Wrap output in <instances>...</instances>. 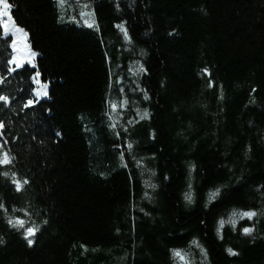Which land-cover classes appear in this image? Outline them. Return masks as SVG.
<instances>
[{
  "label": "trees",
  "instance_id": "16d2710c",
  "mask_svg": "<svg viewBox=\"0 0 264 264\" xmlns=\"http://www.w3.org/2000/svg\"><path fill=\"white\" fill-rule=\"evenodd\" d=\"M9 3L48 95L21 110L31 68L0 86L17 98L0 111L15 157L0 166V264H181L173 249L192 264H264V0H90L98 28L58 20L53 0ZM229 210L257 215L220 229ZM8 216L41 225L34 244Z\"/></svg>",
  "mask_w": 264,
  "mask_h": 264
},
{
  "label": "snow or ice",
  "instance_id": "6c2138e0",
  "mask_svg": "<svg viewBox=\"0 0 264 264\" xmlns=\"http://www.w3.org/2000/svg\"><path fill=\"white\" fill-rule=\"evenodd\" d=\"M64 2L65 0H57V3L61 5L64 4ZM82 7L86 9L87 5H82ZM11 8H12V5L9 3V0H0V33H2V36H0V39H7L10 37V40H11L10 44L8 45L11 49L10 56L0 58V68H3V70L7 73V76H5L3 73H0V86L6 83H11V81L9 80V77L13 76V74L19 75L18 70L23 71L25 69H28L29 66H31V69L33 70V75L29 78V81H30V84H34L35 86L29 87L27 90L29 94V98L26 101L22 102L21 110H23V109H28L34 104L38 103L41 97H46L48 95V92H47L48 85L46 82H42V80L40 79L42 74L39 70H36V65L34 64V57H36L37 53L33 51L31 47L29 46V44L27 43L26 38L28 36V33L26 32V30L20 27L18 24H16L13 16L11 15ZM90 15L91 13L87 12L86 10H81L79 12V16L84 19V23L87 25V27L89 28L97 27L98 28V26L95 25L94 20H92V22H89L88 17ZM69 19L76 20V17L71 16L69 17ZM116 27L119 28L120 31L123 33L124 39L130 42L131 37L128 33L127 28L124 27L123 25H117ZM105 58H108L107 53H105ZM145 71L146 69L144 68V65L138 62L137 73H143ZM204 71L207 72L208 70L205 69ZM109 75L111 78L112 76L111 71L109 72ZM115 83L119 84L120 78H117L115 80ZM211 86L213 85H210V87ZM19 91L23 92L24 89H20ZM118 91L123 93L124 89L121 87L118 89ZM144 98L149 99L146 92L144 93ZM16 99H17L16 97L10 96L7 92H0V111H3L4 108L9 107L13 103V101H15ZM108 103H109V108L111 112L113 113L116 112L118 108L117 102L110 100ZM128 103L129 101L125 97V99L120 102L119 107L126 108L128 106ZM12 111L15 112L16 109L12 108ZM137 114L139 115L141 120L146 119L149 116V113L147 110H144L143 113H140L138 111ZM108 119L110 121L108 124L109 129L113 130L115 132V135L119 137L121 133L119 131H116L118 127L117 118L109 114ZM131 123L132 121L129 120L128 124H131ZM5 128H6L5 121L0 120V138H2L0 139V166L6 167V166L11 165L14 162L15 157L10 154V147H8V140H7V137H5L4 135ZM123 130L124 132L128 131L126 126L123 127ZM56 135L59 136L60 133L57 132ZM117 147L119 148L120 145H117ZM126 148L129 150V152H131V150L133 149V143L128 142L126 144ZM120 159L123 163V160H124L123 151H121L120 153ZM133 159H135V157H133ZM137 163L141 164L142 161H137ZM124 166L126 167V164ZM190 167L192 170H195L194 164L191 165ZM0 174H2L6 178L9 177L10 175L9 172L7 171H4L3 173H0ZM11 182L12 184L15 185V189L17 192H22L25 186L30 183L27 177H24L23 179H21L19 176V173H15V172L11 173ZM145 184L149 188L156 187V185L151 184L148 181H145ZM189 188H191V185H189ZM219 194H220V189L217 188L214 192L211 193V199H215ZM148 196L149 194L145 192V197L148 198ZM184 198L188 203H192L193 193L191 191L186 192L184 194ZM0 208H3L5 212L8 211L7 207L4 204H0ZM23 211L27 213V210H23ZM141 211L143 210L141 209ZM27 215L31 217V213H27ZM256 215H257V212L255 211H241L239 213L236 211H233L232 215L229 217L227 221L223 219L219 221L220 229L223 228L225 223H229L235 226L237 224L238 217L239 218H244V217L252 218V217H255ZM7 223L14 229H17V230L23 229L25 237L29 245H32L35 243L34 237L36 233L40 231L41 225L32 222L30 219H24L19 216L17 217L8 216ZM43 223L47 224V221H44ZM253 230L254 229L251 227H244L242 229L243 234L245 235H250L253 232ZM222 238L223 237L221 236V239ZM0 243H3L2 239H0ZM196 244H197V247H200L198 242H196ZM227 251L231 255H238V253L235 252L232 248H228ZM201 252L203 253L205 257L207 256L206 249H203L201 247ZM172 253L176 258H178L181 261V264H192L191 260L189 259V255H190L189 253H186L181 249H173Z\"/></svg>",
  "mask_w": 264,
  "mask_h": 264
},
{
  "label": "rangeland",
  "instance_id": "374dc122",
  "mask_svg": "<svg viewBox=\"0 0 264 264\" xmlns=\"http://www.w3.org/2000/svg\"><path fill=\"white\" fill-rule=\"evenodd\" d=\"M90 2V0H65V2H64V4H58L57 3V0H53V3H54V5H55V9L57 10V15H58V17H57V19L58 20H64V23H68V24H73V25H76V26H87L85 23H84V19L83 18H81L80 16H79V12L81 11V10H86L87 12H89V13H91V15L88 17V19H89V22H92V20H94V18H93V9H91V4L89 3ZM82 5H87V8L85 9V8H83L82 7ZM71 16H75L76 17V20H70L69 19V17H71ZM95 21V20H94ZM21 27V26H20ZM23 28V27H22ZM122 33V32H121ZM122 35H123V33H122ZM27 39V43L29 44V42H28V37L26 38ZM125 41H127V40H125ZM11 42V41H10ZM29 46H30V44H29ZM31 47V46H30ZM31 49H32V47H31ZM33 50V49H32ZM34 51V50H33ZM35 58L36 57H34V61H35ZM35 63V62H34ZM136 68H138V67H136ZM41 79V78H40ZM43 82V81H42ZM47 85H48V83H47ZM35 85L33 84V87H34ZM47 92H48V87H47ZM47 97V96H46ZM46 97H41L40 99H39V101L41 100V99H44V98H46ZM233 211H236V210H229V211H227L226 212V214H227V217L226 218H224L223 220H225V221H227L228 219H229V217L232 215V212ZM250 211H253V210H250ZM236 212H241V211H236ZM256 218V216L255 217H252V218H248V217H244V218H237V223L240 221V220H244V219H247V220H249V221H251V222H254V219ZM227 224V223H226ZM251 228H253V226H250ZM243 229V228H242ZM243 233V232H242ZM190 246L193 248V249H195V250H197V251H201V246L200 247H197V244L196 243H191L190 244ZM178 259V258H177ZM179 260V259H178ZM180 261V260H179ZM181 262V261H180Z\"/></svg>",
  "mask_w": 264,
  "mask_h": 264
},
{
  "label": "bare ground",
  "instance_id": "6f19581e",
  "mask_svg": "<svg viewBox=\"0 0 264 264\" xmlns=\"http://www.w3.org/2000/svg\"><path fill=\"white\" fill-rule=\"evenodd\" d=\"M44 82V81H43Z\"/></svg>",
  "mask_w": 264,
  "mask_h": 264
}]
</instances>
